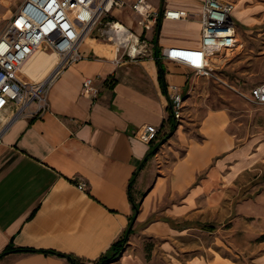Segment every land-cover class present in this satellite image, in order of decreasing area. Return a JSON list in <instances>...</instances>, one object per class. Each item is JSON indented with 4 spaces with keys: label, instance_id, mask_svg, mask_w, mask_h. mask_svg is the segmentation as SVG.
I'll return each mask as SVG.
<instances>
[{
    "label": "crops",
    "instance_id": "0c3cea01",
    "mask_svg": "<svg viewBox=\"0 0 264 264\" xmlns=\"http://www.w3.org/2000/svg\"><path fill=\"white\" fill-rule=\"evenodd\" d=\"M145 1L160 13L148 38L132 2L111 11L144 37L145 55L120 59L111 44L92 45L96 39L86 37L82 58L51 82L47 110L19 117L2 134L0 253L17 250L1 256L0 264H71L49 251L92 264L111 254L128 226L130 245L107 264H236L190 243L239 213L264 221V134L240 139L224 109L206 112L194 131L168 120V94L185 96L191 70L161 58L165 93L155 54L198 45L190 34L200 37L203 0ZM164 9L187 16L166 19ZM23 73L32 80L45 76L29 67ZM86 78L94 80L96 96L81 92ZM145 124L159 128L150 143L137 137ZM137 232L149 241L132 243ZM253 261L264 264V252Z\"/></svg>",
    "mask_w": 264,
    "mask_h": 264
},
{
    "label": "built area",
    "instance_id": "2783aa9c",
    "mask_svg": "<svg viewBox=\"0 0 264 264\" xmlns=\"http://www.w3.org/2000/svg\"><path fill=\"white\" fill-rule=\"evenodd\" d=\"M110 8L123 7L124 0H22L10 15L0 33V140L6 128L22 116L35 117L47 110V92L56 75L66 66L82 58L79 46L83 37L90 36L99 18ZM236 0H203L200 9V37L197 46H169L161 58L182 65L200 76H210L214 64L221 62L227 51L238 45L237 24L232 10ZM131 8L140 19L137 24L144 30L160 18L145 0H134ZM166 19H180L187 13L164 9ZM152 20V21H150ZM105 42L115 47L120 59L138 60L147 52L141 35L116 20H108L99 31ZM50 50L58 55L56 66L40 81H28L21 76L23 63L37 50ZM174 88V87H173ZM81 92L96 96L98 88L92 78L84 79ZM248 99L264 106V82L249 89ZM184 96L173 91L168 94V107L175 120L182 115ZM159 133L152 124L140 127L137 137L150 143ZM79 187H84L80 184Z\"/></svg>",
    "mask_w": 264,
    "mask_h": 264
},
{
    "label": "rangeland",
    "instance_id": "374dc122",
    "mask_svg": "<svg viewBox=\"0 0 264 264\" xmlns=\"http://www.w3.org/2000/svg\"><path fill=\"white\" fill-rule=\"evenodd\" d=\"M21 1L0 0V33ZM130 2L132 0H124L123 6ZM237 2L233 17L237 24L238 45L232 51H227L226 57L224 52L221 53V62L214 64L212 75L200 76L192 70L188 71L192 87L184 96L182 115L178 122L186 129L194 131L206 112L224 109L230 116V130L243 139L250 135L264 134V106L248 99L249 89L255 84L264 82V0H237ZM115 8L121 7H114L112 10ZM111 11L99 18L90 34V38L96 39L90 41L92 45L111 44L105 42L99 35L100 29L105 28L106 22L114 19ZM240 12L244 16V23L240 16L238 18ZM134 14L138 17L136 12ZM153 28L154 30L156 28L155 22ZM132 30L138 33L136 29ZM145 32L148 38L149 31L145 30ZM141 39L144 37L141 36ZM190 39L198 42L197 33L190 34ZM49 52L52 51L38 50L24 65L21 76L26 77L23 71L28 67L38 76L40 73L45 75L46 72L40 67V58L43 57V61L47 60L44 68H48L49 61L56 59L55 54ZM26 80L36 81L27 77ZM203 231L195 235L190 244H197L199 250L202 249V244L205 245L207 250L204 253L210 248L221 256L230 258L236 264H255L254 258L264 252V221L257 217L239 213L222 224L214 225L213 231ZM132 232L131 229L130 233ZM128 236L124 246L130 245ZM147 241L149 239L139 232L131 236V242L135 245L140 246Z\"/></svg>",
    "mask_w": 264,
    "mask_h": 264
},
{
    "label": "trees",
    "instance_id": "16d2710c",
    "mask_svg": "<svg viewBox=\"0 0 264 264\" xmlns=\"http://www.w3.org/2000/svg\"><path fill=\"white\" fill-rule=\"evenodd\" d=\"M158 23L159 22L157 21L156 22V26H158ZM155 58H156L157 66H158L159 81H160V84L162 85L163 91L166 93L165 85H164V82H163L164 69L162 68V65L160 63L161 55L155 54ZM167 112H168V120L172 121L173 124H174L175 123V121H174L175 119L173 118V116L171 114L170 107H168ZM153 152H154L153 150L150 151L149 155L153 154ZM130 200L133 203V200L131 198V193H130ZM133 207H134L135 210L137 209V206L134 203H133ZM130 232H131V228L128 226V228H126V231H125L124 235L111 246V248H112L111 254L110 255H104L103 257H101L97 261L92 262V264H107L110 261H112L114 256L116 254H118L122 250V248L124 246V243L126 241V238H127L128 234ZM14 250H17V249H11V248L7 249V250H5V251L0 253V257L3 256L4 254H7L8 252H11V251H14ZM18 250H20V251H28L29 249H18ZM29 251H33V250H29ZM43 252H46V251H43ZM48 253L56 254V255L61 256V257H65L71 262V264H78L76 259L74 257L70 256V255H64V254L56 253V252H52V251H49Z\"/></svg>",
    "mask_w": 264,
    "mask_h": 264
},
{
    "label": "bare ground",
    "instance_id": "6f19581e",
    "mask_svg": "<svg viewBox=\"0 0 264 264\" xmlns=\"http://www.w3.org/2000/svg\"><path fill=\"white\" fill-rule=\"evenodd\" d=\"M236 3H237V0L235 1V3H234V8H233V10H232V13H233V15H235L234 13H235V10H236ZM106 7L109 9V11L111 10V8H110V1L106 4ZM87 36H85V37H83V40L86 38ZM83 40H82V42H83ZM113 48H112V55L114 54V51H115V47L113 46V45H111ZM39 50H41V49H39ZM38 51V50H37ZM37 51H35L31 56H30V58L28 59V60H26L24 63H23V65L21 66V69H20V73H21V70H22V68L24 67V65L31 59V57L37 52ZM42 51H44V50H42ZM49 53H51V54H55V56H56V59L55 60H51V61H49L50 63H49V66H48V68H46L45 69V76L46 75H48V73L49 72H51L52 71V69L56 66V63H57V61H58V55L55 53V52H49ZM44 76V77H45ZM44 77H42L43 79H44ZM42 78L41 79H39V80H42ZM39 80H36V81H39ZM35 81V82H36ZM32 82V81H31ZM6 119V118H5Z\"/></svg>",
    "mask_w": 264,
    "mask_h": 264
}]
</instances>
